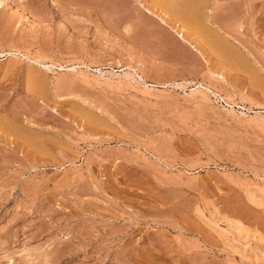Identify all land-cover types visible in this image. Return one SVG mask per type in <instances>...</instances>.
Masks as SVG:
<instances>
[{
  "label": "rangeland",
  "instance_id": "obj_1",
  "mask_svg": "<svg viewBox=\"0 0 264 264\" xmlns=\"http://www.w3.org/2000/svg\"><path fill=\"white\" fill-rule=\"evenodd\" d=\"M164 1L0 0V264H264V0Z\"/></svg>",
  "mask_w": 264,
  "mask_h": 264
},
{
  "label": "bare ground",
  "instance_id": "obj_2",
  "mask_svg": "<svg viewBox=\"0 0 264 264\" xmlns=\"http://www.w3.org/2000/svg\"><path fill=\"white\" fill-rule=\"evenodd\" d=\"M197 1V0H196ZM195 1V2H196ZM164 2H168L167 0L166 1H164ZM194 1H190V3L191 4H194L193 3ZM199 2V1H198ZM197 3V2H196ZM201 3V2H200ZM167 5H169L168 7H171V5L172 4H168L167 3ZM180 5V4H179ZM200 7H202V6H198L197 4H194V6L193 7H189V5L188 6H184V8L182 7V10L179 12V10L181 9H179V10H177L179 13H177L178 14V16H180L182 19H185L186 21H187V25L189 24V25H191V26H193L194 28H197V30L198 29H202V26L200 25V22H201V18H200V14H199V8ZM201 9V8H200ZM202 11V10H201ZM149 12V11H148ZM127 28V27H126ZM211 33V32H210ZM223 44V43H222ZM177 85H179V84H177ZM176 85V86H177ZM197 85V87H201V85H200V83H198V84H196ZM208 88V87H207ZM206 88V89H207ZM198 89V88H197ZM215 96L219 99V101H222V102H224V98L223 97H221L220 95H216L215 94ZM216 98V99H217ZM226 105H227V103H226ZM246 199H247V201H248V203H250V204H252V205H255V206H263V204H262V202L260 201V199L258 198V197H256V195L254 194V193H252V192H247L246 193ZM240 225V224H239Z\"/></svg>",
  "mask_w": 264,
  "mask_h": 264
}]
</instances>
